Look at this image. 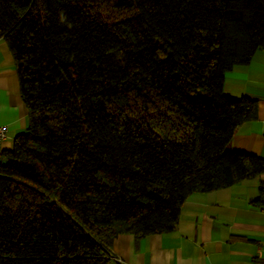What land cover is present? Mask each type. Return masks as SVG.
<instances>
[{
    "label": "trees",
    "instance_id": "trees-1",
    "mask_svg": "<svg viewBox=\"0 0 264 264\" xmlns=\"http://www.w3.org/2000/svg\"><path fill=\"white\" fill-rule=\"evenodd\" d=\"M0 38L27 111L0 151V264H108L116 235L264 172L226 149L256 100L222 90L264 46V0H0Z\"/></svg>",
    "mask_w": 264,
    "mask_h": 264
},
{
    "label": "crops",
    "instance_id": "crops-1",
    "mask_svg": "<svg viewBox=\"0 0 264 264\" xmlns=\"http://www.w3.org/2000/svg\"><path fill=\"white\" fill-rule=\"evenodd\" d=\"M222 90L256 100L255 117L234 128L226 149L264 158V46L246 64L233 65L224 73ZM26 113L12 54L0 38V124L7 125L0 151L11 148L14 136L25 129ZM261 184L264 172L189 194L172 231L116 235L106 246L108 264H264Z\"/></svg>",
    "mask_w": 264,
    "mask_h": 264
},
{
    "label": "built area",
    "instance_id": "built-area-1",
    "mask_svg": "<svg viewBox=\"0 0 264 264\" xmlns=\"http://www.w3.org/2000/svg\"><path fill=\"white\" fill-rule=\"evenodd\" d=\"M6 132H7V125L0 124V143L6 137ZM260 210L262 214L264 215V204L261 206ZM263 239H264V231H263ZM115 260H118V259L115 258Z\"/></svg>",
    "mask_w": 264,
    "mask_h": 264
},
{
    "label": "clouds",
    "instance_id": "clouds-1",
    "mask_svg": "<svg viewBox=\"0 0 264 264\" xmlns=\"http://www.w3.org/2000/svg\"><path fill=\"white\" fill-rule=\"evenodd\" d=\"M66 17L63 15V13L60 14V22L63 23L64 21H66ZM68 27H71V24L68 25Z\"/></svg>",
    "mask_w": 264,
    "mask_h": 264
}]
</instances>
